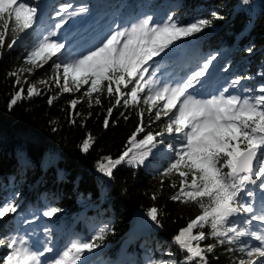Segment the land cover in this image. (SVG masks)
Returning <instances> with one entry per match:
<instances>
[{"label":"trees","instance_id":"1","mask_svg":"<svg viewBox=\"0 0 264 264\" xmlns=\"http://www.w3.org/2000/svg\"><path fill=\"white\" fill-rule=\"evenodd\" d=\"M77 1L87 3L95 14L112 12L124 21L140 14L152 16L156 23L172 16L181 25L212 19V24L199 33L182 37L180 59L169 58L166 65L172 63L175 76L187 75L207 51L225 48L227 53L221 61L224 66L217 69V74L208 72L200 90H223L236 77H250L241 80L237 89L229 88L226 94L241 89L260 94L256 90L264 84V76L260 75L264 73V0H26L38 8L36 23L18 34L12 48L6 46L11 34L0 48V207L7 203L16 207L15 212L0 218V239L46 225L50 230L49 246L54 247L67 237L91 240L100 228H105L103 239L96 241L99 246L83 253L84 264H150L168 259V253L182 261L184 253L173 237L199 214V209L195 204L170 199L178 191L180 178L178 174L163 173L173 156L167 145L175 143L174 138L167 133L157 137L164 144H157L143 164L122 162L111 176L98 167L99 163H107L106 157L116 159L132 146L129 137L138 125L145 129L137 135V139H142L147 132H162L167 118L155 120V109L149 113L142 101L138 105L121 103L113 107L115 98L106 91L99 94V104L95 103L96 93L92 97L84 95L86 87L79 92H60L50 81L56 75L52 60L31 73L23 71L30 67L25 58L41 38L40 32L49 30L46 17L55 16L62 5ZM213 12L221 18H212ZM52 37L64 45L57 55L63 53L66 59L65 42L60 35ZM13 71L18 73L20 84L16 83L17 77L9 75ZM39 79L49 83L36 87L39 95L27 96L28 85ZM21 87L23 98L9 107ZM50 98H54L52 103ZM73 99L80 101L75 108L70 105ZM86 139L88 151L82 148ZM173 181L177 188L171 187ZM258 184L251 186L255 190L251 201L260 208L264 205V189ZM50 207L61 211L52 217L44 216ZM153 207L158 209V222L148 215ZM44 236L45 241L49 239L45 232ZM203 243L216 241L209 238ZM227 247L235 246L217 244L213 252L207 253V264H236L235 257L241 254L226 251ZM8 251L0 245V264Z\"/></svg>","mask_w":264,"mask_h":264},{"label":"snow or ice","instance_id":"2","mask_svg":"<svg viewBox=\"0 0 264 264\" xmlns=\"http://www.w3.org/2000/svg\"><path fill=\"white\" fill-rule=\"evenodd\" d=\"M72 7V4H65L61 12L67 13ZM79 11L87 9L81 7ZM37 13L38 8L26 0H0V48L5 46L10 34L11 42L6 46L12 48L19 33L33 28ZM211 15L221 18L216 12ZM152 21V16H146L130 26L118 27L98 46L72 59H64L63 53L57 55L64 45L50 39L55 35L50 32L28 52L25 64L30 67L26 70L31 73L52 60L56 75L50 81L60 92H79L83 85H88L84 95L92 97L96 93V104L100 103L99 94L106 91L115 98L113 107L121 103L138 105L142 101L149 113L155 109V120L167 118L162 132H147L142 139H137V135L145 129L142 124L138 125L129 137L130 148L118 158L106 157L107 163L98 164L100 171L111 176L112 170L122 162L143 164L157 144H164V140H157V137L167 133L174 138L175 143L167 145L173 156L163 173L178 174L180 178L178 191L170 199L195 204L199 214L173 237V242L184 253L183 260L171 258L173 254L168 253V259L154 260L150 264H207V253L213 252L217 244L235 246L227 247L226 251L241 254L235 257L236 264H264V205L257 208L249 199L254 196L251 186L259 182V188L264 189V84L256 90L260 94H254L252 89L226 94L229 88L237 89L241 80L250 79L236 77L218 94L204 98L196 92L194 85L202 83L200 78L205 76L215 55L207 58L186 80L175 85L162 83L154 78L155 71L149 72V61L181 37L199 33L212 24V19L187 25L179 24L172 16L162 23ZM63 23L64 17H61L55 27L59 28ZM9 75L17 77V84L21 83L16 71ZM260 75L264 76V73ZM40 83L47 85L49 81L41 80ZM39 94L40 90L34 84L28 85L27 96ZM22 98L21 87L12 96L9 107ZM79 102V99H73L70 105L75 108ZM111 112L112 108H109V115ZM139 115L142 118L143 111ZM108 124L106 118L105 127ZM82 148L88 151V139ZM171 187L177 188V183L173 181ZM15 211V205L4 204L0 207V218ZM60 211V208L50 207L43 215L52 217ZM148 215L158 222L157 208L149 209ZM105 230L100 228L88 241L73 239L60 251L49 246L51 238L47 228L44 232L49 239L42 245V250H37L39 241L33 244L27 235L0 239V245L9 250L2 264H77L86 250L90 252L99 246L96 241L103 239ZM209 238L216 243H203ZM49 253L52 256L46 257Z\"/></svg>","mask_w":264,"mask_h":264},{"label":"rangeland","instance_id":"3","mask_svg":"<svg viewBox=\"0 0 264 264\" xmlns=\"http://www.w3.org/2000/svg\"><path fill=\"white\" fill-rule=\"evenodd\" d=\"M63 6V5H62ZM72 8L68 9L67 13L61 12V9L57 10V13L60 12V15L57 14L55 16H48L46 17V27L49 30H52V32H55L54 38H57V35H60L61 40L65 42L66 47L68 49L66 59H72L77 57L80 54L86 53L87 50L93 49L95 46H98L99 43L106 38L108 35L111 34L113 30H116L118 27H127L130 26L132 23L138 22L140 19H143L144 15L140 14L137 16H134L133 18H127L126 21L121 20L117 16H114L113 14L109 13L108 15H102L95 14L94 10L88 6L87 3L78 2L75 4H72ZM81 7H84L87 9L85 12H80L79 9ZM75 12V15H69L70 13ZM61 17H64V23L61 24L59 28H56V24L60 23ZM96 17V18H95ZM83 20H87L88 23L82 27L81 22ZM127 22H130L129 25H127ZM153 22V21H152ZM156 23V22H154ZM46 28V29H47ZM48 30V31H49ZM47 33L40 32V37L49 35ZM46 32V31H45ZM68 38V39H66ZM50 39H53L51 36ZM182 37L175 41L173 45H170L169 48L165 49V52H162L159 56L153 57L152 61H149V72L155 71V77L156 79H159L162 83H169L171 85H175L178 82H182L183 80H186L188 76L192 74V72L196 71L201 67L205 60L209 58L210 56L215 55L216 59L212 61L211 64L208 66V70L205 73V75L208 72H211L212 74H217V69L224 66V63L221 62L223 59V54H226L225 48H221L214 51H207L205 53V56H202V60L199 62L198 66L193 67L191 70H188L190 74L187 75H178L175 76L174 73L176 72V69L174 66H172V63H168L166 65V62L169 58L180 59V46L179 43H181ZM220 48V47H219ZM167 53V54H166ZM179 53V54H178ZM208 56V57H207ZM217 57H220L218 60ZM197 60V59H196ZM27 68H24L23 71ZM146 76L148 73L145 74ZM201 81L203 80V77L200 78ZM41 80L46 79H39L32 84L35 85V87L43 86L45 84H41ZM47 81V80H46ZM203 83V82H202ZM201 83H198L194 85L196 92L202 95L204 98H207L209 95H216L221 91V89H215L216 87L210 88L211 91H203L201 89ZM84 87H88V85H83L82 89L84 90ZM85 88V89H86ZM212 89H215V91H212ZM189 91H192V89H189ZM254 192V196L250 199H253L255 197V190H252ZM93 225V224H92ZM46 228V225L40 226L38 228H26L22 232H20L19 236H25L27 235L33 244L35 242L39 241V244L36 245L37 250H39V247L44 244L45 242V236H44V229ZM72 239L67 237L63 243L57 244V246H54L55 250L60 251L63 250L65 246L68 245V243ZM142 245V243H140ZM86 258L81 257V260L83 263H85ZM78 261V262H79Z\"/></svg>","mask_w":264,"mask_h":264},{"label":"bare ground","instance_id":"4","mask_svg":"<svg viewBox=\"0 0 264 264\" xmlns=\"http://www.w3.org/2000/svg\"><path fill=\"white\" fill-rule=\"evenodd\" d=\"M87 23H88V21H87V20H83V21L81 22V24H82V27H83V26H85Z\"/></svg>","mask_w":264,"mask_h":264}]
</instances>
